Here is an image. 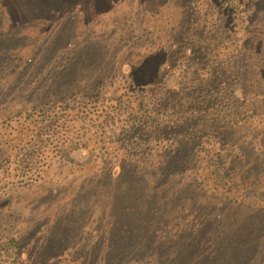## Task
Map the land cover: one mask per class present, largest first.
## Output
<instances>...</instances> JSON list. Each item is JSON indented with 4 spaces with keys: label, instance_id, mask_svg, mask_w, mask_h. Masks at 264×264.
<instances>
[{
    "label": "rangeland",
    "instance_id": "374dc122",
    "mask_svg": "<svg viewBox=\"0 0 264 264\" xmlns=\"http://www.w3.org/2000/svg\"><path fill=\"white\" fill-rule=\"evenodd\" d=\"M242 3L0 0V244L25 232L35 264H264V0ZM122 76L180 118L135 148L114 89L95 95Z\"/></svg>",
    "mask_w": 264,
    "mask_h": 264
},
{
    "label": "trees",
    "instance_id": "16d2710c",
    "mask_svg": "<svg viewBox=\"0 0 264 264\" xmlns=\"http://www.w3.org/2000/svg\"><path fill=\"white\" fill-rule=\"evenodd\" d=\"M240 2L242 3V0H237V2H233V0H227L228 4L237 7V9H239V7L242 6ZM166 75L167 73H165L163 77H165ZM168 75L173 81V83L175 82L174 83L175 85L179 84L178 81L180 80L178 79V77H176L175 73L172 72V74H168ZM126 77L122 76L121 79H117L115 83H106V84H104L105 82L101 81V79H98L97 80L98 82L96 83L95 95L97 99H99L100 97L104 98L103 95L105 96V93L107 92L106 91L107 87L114 89L112 90V92L114 94L116 93V95H114L113 97L116 100V105L120 110L116 112L115 111L112 112L115 113V115H119L121 113L123 114L125 113L127 116L128 114L131 115L130 116L131 119L129 118L131 125L127 130L129 134H126V137H127V143L133 145V147L135 148L136 147L135 145H137L138 142L148 143V140H144V136L147 137L148 136L152 137V135L157 136V131L154 129V127L162 128L163 126L168 130V128L172 126L171 125L168 126L166 124H172L174 122H178V119L180 118H174V120L169 118L168 117L169 114L160 106L159 102L158 104L160 109L156 107L157 104L154 103L152 100H150L146 94H144L137 88H134L133 86L128 84L126 82L128 81ZM125 82H126L125 85L128 86H124ZM235 91L236 89L232 88L230 92V94H233L231 96H233L234 98L236 97ZM87 97H90V95L87 94ZM101 103L104 102L102 101ZM30 114H32L31 111H26L25 113L26 116L24 117V119L33 117ZM115 115L111 116L109 120L107 119V116L104 115L101 122H103L109 129L112 127L111 124L112 123L114 124V122L109 123V121L112 120V118L115 119ZM20 117L21 116L19 115L17 118L19 119ZM11 120L12 118H10L9 116H2L0 118V123L2 122V124H5L6 122H11ZM101 134H102L101 137L107 136L106 132H101ZM117 135L118 136L121 135L123 137L125 133L119 132ZM89 139L90 138H88V141H90ZM88 141L85 144V146L89 144ZM90 142L96 143L94 141H90ZM92 148H95V146L90 147V149ZM150 153L151 152H149V154ZM212 169L214 171V174L216 175H220V173L227 174L224 173V171L227 170V167L223 159V156L220 155L218 156V158H216V162L213 164ZM21 234H15L7 230L6 233L3 234L1 238L2 243L0 244L1 245L0 264H35L32 262L31 256H29L28 254L30 253L29 250L26 249L28 245L27 241H29L30 237L28 236V234H25V232L22 236ZM39 244L40 243H35L34 245L37 246ZM36 264H41V262L37 261ZM73 264H77V263H73Z\"/></svg>",
    "mask_w": 264,
    "mask_h": 264
}]
</instances>
